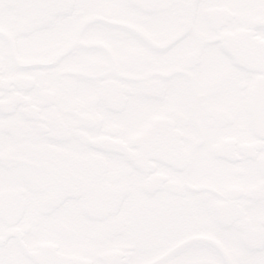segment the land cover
I'll list each match as a JSON object with an SVG mask.
<instances>
[{
  "label": "snow or ice",
  "instance_id": "1",
  "mask_svg": "<svg viewBox=\"0 0 264 264\" xmlns=\"http://www.w3.org/2000/svg\"><path fill=\"white\" fill-rule=\"evenodd\" d=\"M0 264H264V0H0Z\"/></svg>",
  "mask_w": 264,
  "mask_h": 264
}]
</instances>
